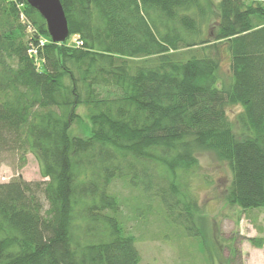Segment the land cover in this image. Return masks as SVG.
Listing matches in <instances>:
<instances>
[{"label": "trees", "instance_id": "obj_1", "mask_svg": "<svg viewBox=\"0 0 264 264\" xmlns=\"http://www.w3.org/2000/svg\"><path fill=\"white\" fill-rule=\"evenodd\" d=\"M61 2L69 36L54 42L26 0H0V163L32 152L46 178L0 182V264H141L113 184L192 234L205 151L230 167V205L263 208L264 0ZM79 105L89 136L70 133Z\"/></svg>", "mask_w": 264, "mask_h": 264}, {"label": "rangeland", "instance_id": "obj_2", "mask_svg": "<svg viewBox=\"0 0 264 264\" xmlns=\"http://www.w3.org/2000/svg\"><path fill=\"white\" fill-rule=\"evenodd\" d=\"M228 53L223 50L222 72L225 76L230 73ZM241 111L238 104L227 106L228 116L238 133ZM78 112L81 118L73 123L70 133L91 135L92 123L87 107L79 105ZM198 157L199 167L190 175V184L201 216L198 224L188 223L192 234L175 219H168L158 199L150 197L152 200H149L121 180L113 184L122 202L124 223L136 237L141 264H264V246L257 247L250 242V238L264 237V207L242 212L239 206L230 205L225 197L232 178L229 165L214 151L201 152ZM18 176L29 181L46 179L32 152L27 153L25 160L12 155L0 163V182ZM43 202L46 204L45 198Z\"/></svg>", "mask_w": 264, "mask_h": 264}, {"label": "water", "instance_id": "obj_3", "mask_svg": "<svg viewBox=\"0 0 264 264\" xmlns=\"http://www.w3.org/2000/svg\"><path fill=\"white\" fill-rule=\"evenodd\" d=\"M46 20L54 42H64L69 36L68 20L61 0H26Z\"/></svg>", "mask_w": 264, "mask_h": 264}, {"label": "built area", "instance_id": "obj_4", "mask_svg": "<svg viewBox=\"0 0 264 264\" xmlns=\"http://www.w3.org/2000/svg\"><path fill=\"white\" fill-rule=\"evenodd\" d=\"M46 42V40L45 39H43L42 41H41V44H44ZM77 44H79V42L77 41ZM31 52H33L34 54H37V49L36 48H34V49H31Z\"/></svg>", "mask_w": 264, "mask_h": 264}]
</instances>
